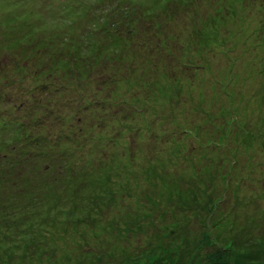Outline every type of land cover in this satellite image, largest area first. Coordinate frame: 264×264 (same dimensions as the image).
Instances as JSON below:
<instances>
[{"label":"rangeland","instance_id":"obj_1","mask_svg":"<svg viewBox=\"0 0 264 264\" xmlns=\"http://www.w3.org/2000/svg\"><path fill=\"white\" fill-rule=\"evenodd\" d=\"M116 2L135 8L133 17L143 22L136 23L140 41L126 42L131 57L112 71L123 83L108 100L109 88L88 86L89 71L97 68L91 49L100 60L115 51L108 38L92 41L85 30L101 25L99 13ZM208 2L194 19L168 15L177 9L174 0H72V8L63 0H0V35L25 41L13 42L10 52L29 46L0 71V96L7 97L1 121H31L39 134L47 132L48 122L34 120L43 110H32L27 99L51 106L44 98L49 90L40 86L58 84L57 78L43 69L33 81L32 73L52 54L66 65L68 58L57 52L65 40L77 42L73 64L88 79L82 91L88 105L96 91L102 100L85 110L79 145L58 140L64 157H37L25 145L6 148L8 129L2 133L0 264H213L194 238V219L222 251L218 264H264V0ZM144 8L160 19L148 21ZM14 16L22 21L7 24ZM117 30L125 39L127 30ZM26 54L29 67L21 62ZM53 85L51 97L62 103L51 109L63 119L51 127L60 135L77 94L72 83L69 91ZM248 130L254 150L244 154L243 143L235 150L234 141ZM19 148L30 155L16 159ZM247 156L254 166L246 169ZM223 197L219 221L206 210Z\"/></svg>","mask_w":264,"mask_h":264},{"label":"trees","instance_id":"obj_2","mask_svg":"<svg viewBox=\"0 0 264 264\" xmlns=\"http://www.w3.org/2000/svg\"><path fill=\"white\" fill-rule=\"evenodd\" d=\"M174 2H175V7L177 9H175V11L172 12L171 14L168 13V11H167L168 15L174 16L175 14H177V16H180V15L185 16L187 14L188 15L194 14V19L196 17H198L199 15H201L202 9L205 8V6L210 4V2H208V0H174ZM162 3H164V2H162ZM64 5H65V7L71 6V8L74 6V4L72 3V0H70L69 4L64 3ZM88 7L89 6L86 5V7H84V8H88ZM82 9H83V7H82ZM144 10L147 14L148 21L155 19V18L160 19L159 17H157V16H160L158 13H156V12L150 13L145 8H144ZM135 12H136L135 8H131V7H129V5L124 6V5L120 4L119 2H116L114 4L113 8H109V9L101 11L99 13V16L101 17V20H102L101 25L93 23L92 27H89V30H85V32H86L85 34L87 35L86 38L88 37L92 41H93V39L96 40L97 36H100L101 38L103 37V39L108 38L110 41V46L115 51L114 56H110V57H107L103 60H100L101 59V53L99 51H95L94 48L91 49V52L94 53V56H93L91 63L94 62L95 67H97V68H94V69L89 71V76H88L89 80L87 79L88 80V86L90 84L92 85V83H94L95 85H98V87H99L98 89L101 90V92L104 88H109L110 89L109 94L112 92V95L108 94L109 95V97H107L108 100L113 99V92L118 88L119 84L123 83V77L121 75L119 76L118 73L112 72V71H113V69H118L119 67H121V64H124L123 61L131 57L130 53L128 52V46H127L128 44L126 42L129 40V43L135 44L138 41H140V39H141V34H140V31H137L136 23H141V22H143V20L140 17H133V14H136ZM13 19H14L13 20L14 22H11L12 21V19H11V20H6V23L14 26L12 23L17 22L18 19L20 21H22L21 17H17V16H14ZM164 19H166V18H164ZM202 22L205 25L208 21L203 20ZM118 25L123 26V28L127 30L128 34H127L125 39L122 37L123 32L117 30ZM149 29L151 31L153 30L154 33H157V34L160 33L158 30H155L152 28H149ZM4 34L6 35L5 37H4V35L3 36L0 35V50H2V53L0 52V54H1L0 55V71L4 68H9V65L11 63L13 65L15 62L13 59H18L17 55L19 53H20V55H22L21 52L29 50V46H27V48H21V49L18 48L17 51L15 50V52L14 51L10 52L11 49L14 48L13 42H15L16 40L21 41V42H25L24 37H22V40L17 39V38H14L13 40L11 38L9 40V39H7L8 33H4ZM28 37L30 38V36H28ZM142 37H144V36H142ZM25 40L27 41V39H25ZM104 41H106V40H104ZM64 42L66 44H64V45L61 44L60 45L61 48L58 49L57 52L59 55L62 53V56H65L64 57L65 59L68 58L66 60L68 65L67 64L61 65L62 64L61 59L59 57H57L56 54H52V55H50V58L48 60H46V62H43L45 64V68H41V67H38L37 65H35V67L33 69V73H32L33 81L36 80L37 78L41 77V75H42L41 70H43V69L47 72L48 75H52V76L57 78L58 84L53 85V83H52L53 81H46L47 83L42 84L40 86L46 90H49L50 95L47 97H44V98H47L48 100L51 101V106H49L46 102L40 103L41 99H39L38 101H35L36 103H33L32 100L27 99L28 102L31 104L30 108L32 110H34V111H37L39 109L43 110L42 111L44 113L43 118L41 120H39V117H41V115H40V113H38L34 120L37 122L39 121V123H40L39 125H42V122L43 123L48 122V125L50 126V130L52 129L54 134L49 133V126L46 128L47 129L46 133L39 134L38 133V127L33 126L34 122L31 123V121L29 124L27 123L28 121L27 122L23 121V123L21 122L20 124H16L17 123L16 121L9 123L8 121H1L0 120V137H4V136H2V133L5 131V129H8V131H7L8 133L6 134L5 138L2 139L3 140L2 144H4L6 146V148L14 149L18 145L19 146L25 145L30 150H31V148L35 149V151H34L35 155L34 156H37V157L43 156V157H48V159H50V158H53V155H52L53 153H54V155H57V157L58 156H60V157L65 156L63 154V152L65 151L64 148H59V149L57 148V145H59V141H58L59 139H60V142L67 140L68 143L72 141L73 145H75V144L79 145L80 144V141L77 138L82 132L85 133L84 130L88 124V122L85 121L86 116H87L85 110L89 106L95 107L98 104H101L102 100L98 96L99 92L96 91L95 94L97 96L94 98L92 103L88 105L89 98L86 96L87 97V101H86L85 97L82 95L83 94L82 93L83 86L85 87V85H87V80L85 81L83 74L75 66V64H73L74 61L78 60L76 57L79 56V53H78L79 50L76 46L77 42L71 41V43H68L69 41L66 42V40ZM86 42H90V41H86ZM89 44L93 45L92 42L88 43V45ZM94 44H95V42H94ZM138 45H139V47H141V49H144V47H145L144 42H139ZM262 46H264V38H263ZM26 55H28V54H26ZM30 56H31V54H29L24 59H21L22 64L25 63L24 66H26V67L30 66V62H29ZM100 61H102V62L108 61V62L106 63V65L103 66V64L100 63ZM80 62H83V61H79L78 63H80ZM85 63H87V66L92 67L90 65V63H88L87 61H84V64ZM140 64H141V62H140ZM85 66H86V64H85ZM16 69H19V70L17 71ZM16 69L15 70L18 73L21 72V69L19 67ZM144 70H143V72H144ZM110 72H112V73H110ZM67 73H68V76H67ZM69 76H70V79H67L66 77H69ZM134 76H135L134 79L136 81H139V80H140L139 82L142 81L141 85L145 86L144 85L145 82L141 79L142 76H140V75H134ZM73 80H75L74 83L72 82ZM70 83L74 84L73 94H75V95L77 94L75 96V99L77 100L78 104L76 107H69L70 114H68V118H69V116H71V118L69 120L71 122L68 123L69 127L66 128L65 132L62 131L61 134L59 135V134H56V130L53 127H51V125H53V124L61 125L60 124L61 121L58 124L56 122V120L63 119V116H61L62 114L59 115L57 113V112H59L58 109L54 112L53 109H51V108L59 106V104H61L62 101L54 99V97H51V95L55 92H53L50 89L51 87H49V85L50 86L53 85V87H55L56 89L62 88V89L66 90L68 87V86H66V84L70 85ZM40 87H39V89H40ZM146 88H147V86H145V89ZM70 89L71 88H69L68 91ZM32 95H34V93H32ZM100 96H103V93H100ZM97 97H98V99H97ZM105 97L106 96L104 95V99H106ZM6 98H7L6 96L5 97L0 96V102H3L4 99L6 101ZM21 106H23V104L20 105V107ZM129 112L130 111H128V113ZM28 113H30V112H28ZM25 117H26V115H25ZM51 117H53V118L51 119ZM230 120L234 124L235 117H232ZM72 121H74V122H72ZM63 124H67V123H63ZM30 127H33V130H32L33 133H31V135L28 134ZM249 131L250 130H248V132L245 131V133H243V135L240 138L238 137L237 139H235L234 142L237 144V146H235V150L238 147H240L242 143H243L242 145H243V153L244 154H246L248 152L247 150H251V149L254 150V146H253V148L251 147L252 144L254 143V141H253L254 136ZM191 134H193V132ZM27 136H28V138H27ZM9 137L11 138L10 141H8ZM6 141H8L7 144H6ZM113 144H114V142L112 143V145ZM102 145L105 146L106 144L102 143ZM219 145H221V144H219ZM217 146H218V144H217ZM30 150L25 151L23 148H19V150L17 152L16 159L21 160L23 158L24 159L27 158V156L30 155L29 154V152H31ZM62 150H64V151L61 152ZM262 154L264 155V151L262 152ZM246 159L249 162H243L242 163V164H245L246 169L251 167V166H254V163L251 161V158L249 156H247ZM67 165H69V163H67ZM259 174L261 176V177H259V180L263 181L264 180V167H262V169H259ZM237 176L241 177L239 175V173L237 174ZM225 202H226V199L224 197L222 199L216 200V204L213 207H210V209L206 210V213L208 215L209 214L213 215V218H217L218 220L219 219L222 220V218H224L223 215L225 213H221V210H222V206L225 205ZM204 217L206 218V215H204ZM200 223H201V221L199 219H194L191 222L192 233L194 231L199 233L198 238L196 236L194 238H195V240H197L199 247H201V246L205 247L206 249H208L210 251V253H208L207 257L210 258L214 262L213 264H218L219 262H221L223 260V257L221 255L222 251H219L220 249L217 248V246L212 242V239L209 238V235H208L209 228H207L205 225H202ZM200 252L202 253V251H200Z\"/></svg>","mask_w":264,"mask_h":264}]
</instances>
